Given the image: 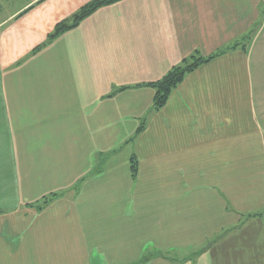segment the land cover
Wrapping results in <instances>:
<instances>
[{"label": "crops", "instance_id": "obj_1", "mask_svg": "<svg viewBox=\"0 0 264 264\" xmlns=\"http://www.w3.org/2000/svg\"><path fill=\"white\" fill-rule=\"evenodd\" d=\"M93 1L0 2V264H264V0H122L34 53Z\"/></svg>", "mask_w": 264, "mask_h": 264}, {"label": "trees", "instance_id": "obj_2", "mask_svg": "<svg viewBox=\"0 0 264 264\" xmlns=\"http://www.w3.org/2000/svg\"><path fill=\"white\" fill-rule=\"evenodd\" d=\"M120 1L122 0H94L93 2L89 3L88 5L83 7L78 13H76L71 19L59 23L56 26L53 33L49 35L46 43L42 45L41 47H39L38 49H36L34 53L40 50V48L45 47L46 45H48L49 43H51L52 41H54L55 39L63 35L65 32H68L70 30L77 28L85 19H87L89 16L95 13L98 9L106 7V6H110ZM237 45L229 49H234L236 48ZM227 50L226 49L222 50L216 55L210 56L208 58L202 57L198 53H195L190 58L185 59L180 65L173 67L160 80L144 85L146 87L152 88L155 91L153 110L156 112V111L163 109L169 102V99L171 98L173 92L185 81L186 77L190 73L197 70L203 64L208 63L214 58L222 55ZM126 89L127 88L119 89L109 96H112L115 93L126 90ZM143 128H144L143 126L139 128L137 135L143 131ZM131 172L134 178L138 176L139 168H138V161L136 157H133L131 159ZM59 196L60 195L58 194H52L50 196L44 197L37 204L33 205V207H35L39 211L43 210L46 206H48L52 201H54ZM258 216H261V215H254V216H251V218L258 217Z\"/></svg>", "mask_w": 264, "mask_h": 264}, {"label": "rangeland", "instance_id": "obj_3", "mask_svg": "<svg viewBox=\"0 0 264 264\" xmlns=\"http://www.w3.org/2000/svg\"><path fill=\"white\" fill-rule=\"evenodd\" d=\"M15 0H0V2H14ZM5 5V4H4ZM4 5H0L1 9H0V18L4 16V13H3V6ZM5 7V6H4ZM7 149V147H5ZM262 250V249H261ZM260 250V251H261ZM263 253H264V249H263ZM261 256V255H260ZM261 257H264V255H262Z\"/></svg>", "mask_w": 264, "mask_h": 264}]
</instances>
